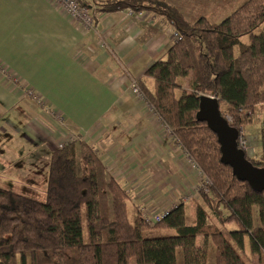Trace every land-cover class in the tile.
<instances>
[{
  "label": "trees",
  "instance_id": "obj_1",
  "mask_svg": "<svg viewBox=\"0 0 264 264\" xmlns=\"http://www.w3.org/2000/svg\"><path fill=\"white\" fill-rule=\"evenodd\" d=\"M79 1L94 13L149 11L181 35L145 71L152 88L137 82L207 191L193 207L175 204L155 224L140 212L132 221L130 192L78 136L52 151L43 199L0 187V264H177L178 248L184 264H208L210 239L214 264H264V183L235 175L217 135L197 118L203 95L225 102L221 113L237 128L264 105V0H244L219 20H192L170 0ZM259 137L258 156H246L264 167V125Z\"/></svg>",
  "mask_w": 264,
  "mask_h": 264
},
{
  "label": "crops",
  "instance_id": "obj_2",
  "mask_svg": "<svg viewBox=\"0 0 264 264\" xmlns=\"http://www.w3.org/2000/svg\"><path fill=\"white\" fill-rule=\"evenodd\" d=\"M49 6L45 0H0V137L7 146L22 143L20 150L28 154L19 163L0 150V187L42 199L51 153L70 134L104 151L111 161L103 159L107 168L117 165L121 152L127 154L124 158L134 156L139 177L149 176L157 184L151 194L158 199L155 205L166 207L164 197L174 191L170 185L178 183V171L194 180L196 170L183 152L172 158L170 130L145 97L132 93V82L141 78L152 88L145 71L166 56L174 29L149 11L94 13L91 6L94 24L88 31L63 15L55 16L60 20L56 28ZM40 9L48 15L39 20ZM86 128L91 132L85 133ZM184 178L182 174L181 183ZM183 191L182 186L178 193Z\"/></svg>",
  "mask_w": 264,
  "mask_h": 264
},
{
  "label": "rangeland",
  "instance_id": "obj_3",
  "mask_svg": "<svg viewBox=\"0 0 264 264\" xmlns=\"http://www.w3.org/2000/svg\"><path fill=\"white\" fill-rule=\"evenodd\" d=\"M170 1H171V3L176 5L179 10L183 11L192 20L196 19L201 14L209 15L210 17H213V18L219 20L221 18H224L225 16H227L230 13L228 10L236 7L237 5L242 3L244 0H170ZM50 9L52 10V13H53V15L51 14V17L56 20L55 27L58 28L59 27V21H60L58 19L61 17L60 15H62V14L58 13L52 7H50ZM39 12L40 13L36 14V19L40 20L41 17L48 15V10L43 11V9H40ZM11 27L14 28V26H11ZM258 31H259V28H257L255 30V32H258ZM38 32L40 33V28H39ZM41 35H43V31H41ZM41 38H42V36H41ZM241 39H242V41L248 43V42H250L251 38H250L249 34H246V35H243L241 37ZM98 44L101 46H102V44H104L102 39H100V38L98 39ZM34 75H36V77H40V73H36ZM24 76H26V75H24ZM41 76H42V74H41ZM19 78L21 79V77H19ZM26 91H30V90L26 89ZM27 96H28V94H27ZM225 106H226L225 102H220L221 108L224 109ZM58 118H59V115H58ZM62 123L64 124L63 120H62ZM63 124H62V126H64ZM263 125H264V105H259L257 107L256 113L252 116L251 123L247 124V126H244V133L246 134V137L250 138L249 147H250L251 156H249V157L256 158L258 156V154L260 153V150H261L260 148H261L262 143H261V139L259 137V132H260V129ZM148 127H151V126L149 125ZM90 130L91 129L86 128L83 131L85 133H88V132H91ZM62 133L65 134V132H63V131H62ZM65 135L66 136L63 135V137L60 139V142H59L60 144L67 142V141H64V139L68 140V137H70V139L71 138L72 139L77 138L76 135H72V136L70 134H65ZM60 137H61V135L59 136V138ZM52 138H53L52 141L54 143L56 142L58 144V142H57V141H59V140H57L58 137L53 136ZM4 139H6V138H4V136L0 137V143H1L0 150H2L4 152L5 151L8 152L6 155L11 156V158H14L15 160H16V158H18L19 163L22 162L25 157H26L25 161L28 159V157H27L28 154L23 153V151H24L23 147H25V145H23L21 143L20 145L12 144L11 146H7V145H5L6 142ZM96 145L99 146L100 144L99 145L96 144ZM170 146H171L170 150H172V152H171L172 158L176 160V158L178 157V153L182 154L183 150L175 142L174 143L172 142V144ZM176 146L179 147V150ZM15 147H18L17 153H16V150H15V152H13V149ZM20 148H22L23 151H21ZM97 152L105 160V157H106L105 152L102 151L101 149L97 150ZM173 153H174V155H173ZM120 154H121V156H120L119 160L116 162L117 165H115V164L110 165L109 167H111V168H107V169H108L109 175L116 174V175H118V178L121 177V179L120 178L119 179L122 181L124 186L127 188V190L131 194V199L128 200V212H129V217L132 219V221H134L136 219L138 212L142 213L143 216L144 215L145 216L158 215L162 211H165V209H171L175 204H177L179 202H183V192L184 191L181 193H178V191H179V189L181 190L182 186L186 188L185 190H187L188 186L192 183L190 176L185 175L183 171H178V174H179L178 183L179 184L173 182L170 185V187L174 188L171 190H174L175 192L170 191L169 193H166L165 197H164V199L167 200V202H165V200H164V203H166L167 206L166 207L157 206V204L155 205V203H156V201H158V199L153 198L151 195V194H155V187L157 184L152 185L150 182L152 180L150 179V181H148L149 176H146L145 178H144V176L139 177L138 173L141 172V170L138 171V169H136L135 162L137 160L135 159L134 156H132V157H126L125 156L126 158H124V155H127V154H124L123 152H121ZM30 156H32V154ZM167 156H168V154L164 155V157H167ZM162 157H163V155H162ZM0 158H1V156H0ZM50 160H51V157H50ZM127 160L128 161L133 160V162L131 163L130 166H128V164L125 163ZM110 162H107V164H109ZM1 163H3V162L0 160V164ZM123 167H124V169H123ZM47 168L48 167H46L44 170L45 173H47ZM125 169L128 170V172L123 174L121 172V170L123 171ZM182 174L185 178L183 179V181L181 183ZM139 180L142 184H138ZM43 181H44V184L42 185V188L46 186L45 179ZM37 191L41 192L38 189H37ZM40 196H41V198L45 197V195H43V194ZM198 198H199V196L196 199H193L192 201L187 202V204H189L190 206L193 207L195 201L198 200ZM161 201L158 204H161ZM252 212H253L254 223L259 224L258 223V207L254 206L252 209ZM210 240H209V247H208V251H209L208 264H214L215 247H214L212 241H210ZM202 241H203V238H199V242H202ZM177 264H184V255H183V251L181 248L177 249Z\"/></svg>",
  "mask_w": 264,
  "mask_h": 264
},
{
  "label": "water",
  "instance_id": "obj_4",
  "mask_svg": "<svg viewBox=\"0 0 264 264\" xmlns=\"http://www.w3.org/2000/svg\"><path fill=\"white\" fill-rule=\"evenodd\" d=\"M197 118L206 122L215 132L225 161L232 167L235 175L251 183H264V167L255 166L246 156V152L239 147V130L222 115L218 98L213 95L201 96Z\"/></svg>",
  "mask_w": 264,
  "mask_h": 264
},
{
  "label": "built area",
  "instance_id": "obj_5",
  "mask_svg": "<svg viewBox=\"0 0 264 264\" xmlns=\"http://www.w3.org/2000/svg\"><path fill=\"white\" fill-rule=\"evenodd\" d=\"M45 1L58 13L62 14L63 16L67 17L70 21H72L77 29L88 31L94 24V16L92 10L90 9L89 6L82 4L79 0H45ZM128 10L130 14L135 13V11L132 9H128ZM181 38H182L181 35L177 31L175 30L172 31L171 39L173 42L178 41ZM132 93H134L137 96L145 97L137 80H133L132 82ZM58 119L60 122H62L63 120L60 116ZM228 119L231 122V119L230 118ZM238 130H239L238 145L241 149H243L246 152L247 156H251L250 147H249L250 138L246 137L243 126L238 128ZM72 140L73 139L72 138L70 139V137H68V140L64 139V141L67 142H70ZM67 142L60 144V146H62ZM183 154L185 155V158H187V163H190L192 165V168L196 170V179L194 180L191 179L192 183L188 186L187 190L183 192V202L187 203L200 196V192L202 189H205L207 191V187H206L207 180L204 178V175L197 167V165L186 155L184 151ZM169 210L170 209H166L165 211H162L158 215H151V216L144 215V217L149 224H155L164 215H166V213Z\"/></svg>",
  "mask_w": 264,
  "mask_h": 264
}]
</instances>
